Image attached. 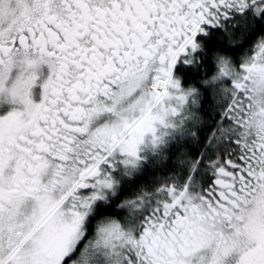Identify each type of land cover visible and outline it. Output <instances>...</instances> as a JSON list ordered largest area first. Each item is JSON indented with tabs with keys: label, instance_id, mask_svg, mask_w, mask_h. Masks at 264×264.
<instances>
[{
	"label": "snow or ice",
	"instance_id": "1",
	"mask_svg": "<svg viewBox=\"0 0 264 264\" xmlns=\"http://www.w3.org/2000/svg\"><path fill=\"white\" fill-rule=\"evenodd\" d=\"M0 264H264V0H0Z\"/></svg>",
	"mask_w": 264,
	"mask_h": 264
},
{
	"label": "trees",
	"instance_id": "2",
	"mask_svg": "<svg viewBox=\"0 0 264 264\" xmlns=\"http://www.w3.org/2000/svg\"><path fill=\"white\" fill-rule=\"evenodd\" d=\"M181 67H186V66L181 65ZM182 74H183V73H182Z\"/></svg>",
	"mask_w": 264,
	"mask_h": 264
}]
</instances>
